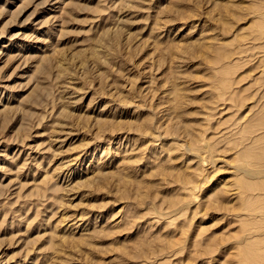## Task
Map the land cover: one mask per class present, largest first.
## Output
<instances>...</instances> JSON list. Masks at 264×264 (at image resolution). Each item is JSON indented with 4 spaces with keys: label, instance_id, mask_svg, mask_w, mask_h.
Masks as SVG:
<instances>
[{
    "label": "rangeland",
    "instance_id": "obj_1",
    "mask_svg": "<svg viewBox=\"0 0 264 264\" xmlns=\"http://www.w3.org/2000/svg\"><path fill=\"white\" fill-rule=\"evenodd\" d=\"M263 100L264 0H0V264H264Z\"/></svg>",
    "mask_w": 264,
    "mask_h": 264
},
{
    "label": "bare ground",
    "instance_id": "obj_2",
    "mask_svg": "<svg viewBox=\"0 0 264 264\" xmlns=\"http://www.w3.org/2000/svg\"><path fill=\"white\" fill-rule=\"evenodd\" d=\"M227 84V83H226ZM227 86V85H226ZM263 95H261V97H262ZM260 96H259V98H257V99H260L261 98ZM234 99V98H233ZM261 100V99H260ZM264 101V100H263ZM263 101H262V104H263ZM257 103V102H256ZM240 105V104H239ZM255 106V105H254ZM264 106V105H263ZM260 107V106H259ZM264 108V107H263ZM260 109V108H259ZM258 112V111H257ZM263 113H264V111H263ZM258 114V113H257ZM262 115V114H261ZM264 115H262V117H263ZM255 117H256V115H255ZM258 117V116H257ZM259 118V117H258ZM261 119V118H260ZM263 122H264V119H263ZM248 124V123H247ZM259 126H263V124L264 123H260L259 122ZM249 126V125H248ZM246 127V126H245ZM262 129V128H261ZM204 139V138H203ZM253 140H251V142H252ZM250 144V143H249ZM253 144V143H252ZM207 145V144H206ZM209 146H210V144H209ZM209 146L207 145V148H209ZM215 146V145H214ZM189 148V147H188ZM190 149V148H189ZM210 149V148H209ZM219 150V149H218ZM227 150V149H226ZM264 150V149H263ZM210 151V150H209ZM228 151V150H227ZM187 152V151H186ZM192 152V151H191ZM201 152V151H200ZM207 152V151H206ZM212 151H210V152H208L206 155H207V157H208V155H209V153H211ZM193 153V152H192ZM195 154V153H194ZM202 154V153H201ZM212 154V153H211ZM210 154V155H211ZM258 155H259V153H257ZM203 155V154H202ZM209 155V156H210ZM213 156V155H212ZM256 156V155H255ZM263 156V155H262ZM189 157H191V156H189ZM211 157V156H210ZM214 157V156H213ZM259 157V156H258ZM264 157V156H263ZM217 158V157H216ZM216 158H212V160H214V159H216ZM245 158V157H244ZM263 159V158H262ZM192 161V160H191ZM213 162V161H212ZM214 163H216V162H214ZM213 163V164H214ZM259 163V162H258ZM262 163H263V161H262ZM260 164V163H259ZM215 166V165H214ZM262 166V165H261ZM241 170V169H240ZM243 170V169H242ZM206 171V170H205ZM204 171V172H205ZM241 173V172H240ZM244 173L249 177V178H251V179H253V178H255V179H261V178H264V167H258V168H252V169H248V170H245L244 171ZM206 177V176H205ZM185 178V177H184ZM193 179V178H192ZM204 179V178H203ZM205 180H207V182L209 181L208 180V178L206 179L205 178ZM210 180H212V179H210ZM202 182H200V184H201ZM199 184V183H198ZM193 185V184H192ZM239 185H240V187H241V189H243L244 191H247L245 188H247L246 187V185H247V182L246 181H240L239 182ZM200 186H198V185H193L192 186V188H189L190 190H192L193 192H196V190L199 188ZM250 187V186H249ZM252 189V188H251ZM199 192V191H198ZM192 194V193H191ZM238 194V193H237ZM263 195V194H262ZM261 195V196H262ZM194 196H195V194H194ZM196 196H198L197 194H196ZM260 198V197H259ZM260 200H261V198H260ZM257 202H259V200L257 201ZM177 204V201H173V204L172 205H176ZM184 205H186V204H184ZM256 207H258V206H256ZM252 209V208H251ZM253 210V209H252ZM174 215V214H173ZM166 219V218H165ZM259 234V233H258ZM255 235V234H254ZM260 236V235H259ZM245 239H246V237H245ZM245 239H244V241H245ZM247 239H248V237H247ZM249 240V239H248ZM241 242V241H240ZM251 242V241H250ZM244 243V242H243ZM246 243H247V241H246ZM253 243V242H252ZM245 247V246H244ZM249 247V246H248ZM243 250V249H242ZM259 250V249H258ZM261 252V251H260ZM144 253V252H143ZM174 254V253H173ZM255 254V253H254ZM253 254V255H254ZM257 254V253H256ZM252 255V256H253ZM257 255H259V254H257ZM261 256V255H260ZM248 258V257H247ZM251 258V257H250ZM255 258V256L253 257V259ZM252 259V258H251ZM254 260H257V259H254ZM250 261H252V260H250ZM148 263V262H147Z\"/></svg>",
    "mask_w": 264,
    "mask_h": 264
}]
</instances>
